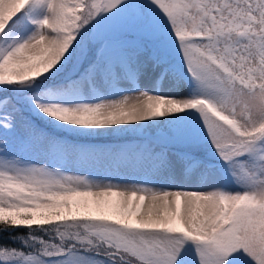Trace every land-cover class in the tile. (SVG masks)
I'll list each match as a JSON object with an SVG mask.
<instances>
[{
  "label": "snow or ice",
  "instance_id": "snow-or-ice-1",
  "mask_svg": "<svg viewBox=\"0 0 264 264\" xmlns=\"http://www.w3.org/2000/svg\"><path fill=\"white\" fill-rule=\"evenodd\" d=\"M0 223V264H264V0H0Z\"/></svg>",
  "mask_w": 264,
  "mask_h": 264
},
{
  "label": "trees",
  "instance_id": "trees-1",
  "mask_svg": "<svg viewBox=\"0 0 264 264\" xmlns=\"http://www.w3.org/2000/svg\"><path fill=\"white\" fill-rule=\"evenodd\" d=\"M0 227H6V225H4L3 223H0ZM18 234H19V235H24V234H26L24 228H21ZM5 235H7V234H5ZM0 242H3V243H9V241H7V240H3V241H0Z\"/></svg>",
  "mask_w": 264,
  "mask_h": 264
},
{
  "label": "rangeland",
  "instance_id": "rangeland-1",
  "mask_svg": "<svg viewBox=\"0 0 264 264\" xmlns=\"http://www.w3.org/2000/svg\"><path fill=\"white\" fill-rule=\"evenodd\" d=\"M141 211H143V209H141Z\"/></svg>",
  "mask_w": 264,
  "mask_h": 264
}]
</instances>
